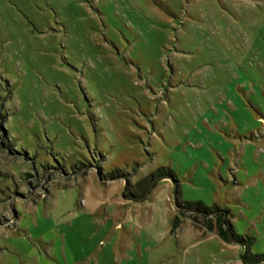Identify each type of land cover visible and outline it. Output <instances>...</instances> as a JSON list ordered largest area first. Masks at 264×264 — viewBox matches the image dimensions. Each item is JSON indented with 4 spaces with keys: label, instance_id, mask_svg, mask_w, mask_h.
Masks as SVG:
<instances>
[{
    "label": "rangeland",
    "instance_id": "rangeland-1",
    "mask_svg": "<svg viewBox=\"0 0 264 264\" xmlns=\"http://www.w3.org/2000/svg\"><path fill=\"white\" fill-rule=\"evenodd\" d=\"M219 214L240 241L206 231ZM255 255L264 0H0V264Z\"/></svg>",
    "mask_w": 264,
    "mask_h": 264
},
{
    "label": "trees",
    "instance_id": "trees-1",
    "mask_svg": "<svg viewBox=\"0 0 264 264\" xmlns=\"http://www.w3.org/2000/svg\"><path fill=\"white\" fill-rule=\"evenodd\" d=\"M173 179V173L167 168L159 169L155 175H150V177L144 179L138 184L140 194H131L129 198L133 201L139 202L146 198L149 194L151 187L161 179ZM176 186V184H175ZM187 212L198 213L204 216L210 214V210L205 206L201 205L199 202H185L183 206L180 207L179 214L185 216ZM222 214H219L215 218V225L210 222H207L206 231L212 232L214 229L217 232V235L225 242H237L240 241V237L235 235L230 229L222 227ZM181 220L179 216H176L171 227V232H174L180 224ZM245 261L259 263L264 261V255H255L250 256L249 258L245 256Z\"/></svg>",
    "mask_w": 264,
    "mask_h": 264
},
{
    "label": "crops",
    "instance_id": "crops-1",
    "mask_svg": "<svg viewBox=\"0 0 264 264\" xmlns=\"http://www.w3.org/2000/svg\"><path fill=\"white\" fill-rule=\"evenodd\" d=\"M212 235H215V234H212ZM207 236V235H206ZM215 237H217V239H219V241H220V245L221 246H226V245H228V244H230L231 245V242H225V241H223L217 234L215 235ZM239 259H240V257H239ZM240 261H241V259H240Z\"/></svg>",
    "mask_w": 264,
    "mask_h": 264
}]
</instances>
